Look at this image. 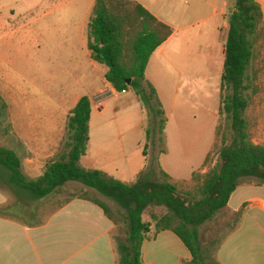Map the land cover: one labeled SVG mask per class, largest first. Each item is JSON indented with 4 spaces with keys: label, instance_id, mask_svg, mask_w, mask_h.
<instances>
[{
    "label": "trees",
    "instance_id": "trees-1",
    "mask_svg": "<svg viewBox=\"0 0 264 264\" xmlns=\"http://www.w3.org/2000/svg\"><path fill=\"white\" fill-rule=\"evenodd\" d=\"M171 33L170 27L131 0H95L87 24V49L91 60L106 69L105 81L116 93H133L146 112L149 122L142 148L144 157L156 142L162 146L159 155L166 153L167 118L154 86L145 78V70L151 55ZM224 45L219 116H225L228 133L221 135L216 163L204 174L192 173L193 188L180 189L158 165V172L156 167H146L131 184L98 170L81 168L79 161L86 155L89 142L91 100L87 96H82L71 110L62 150L56 159L43 166L38 178L26 177L19 157L0 147V165L7 171L9 184L18 194L35 201L68 193L58 207L73 199L98 206L116 230L119 227L123 230L122 239L114 237L117 264H143L144 241L151 233L162 231L172 232L183 243L190 254L185 264H219L216 252L238 227L243 211L230 212L234 224L214 247L202 246L199 227L227 211L229 198L243 184V178H254L259 181L256 184L264 185V145L252 142L244 118L250 101L264 96V18L257 0H235ZM224 91L227 94L222 96ZM5 107L0 95V108ZM219 135L220 127L216 137ZM208 157L210 153L202 168ZM70 183H79L114 201L124 214L122 220L85 190L69 191ZM10 207H0L1 218L11 215L6 210ZM150 208H164L166 213L144 221L143 214Z\"/></svg>",
    "mask_w": 264,
    "mask_h": 264
},
{
    "label": "rangeland",
    "instance_id": "rangeland-1",
    "mask_svg": "<svg viewBox=\"0 0 264 264\" xmlns=\"http://www.w3.org/2000/svg\"><path fill=\"white\" fill-rule=\"evenodd\" d=\"M41 1L0 0V24L9 23H5V28L0 30L2 36L0 91L6 104L5 108H0V147L12 150L19 157L20 162H23L26 155L18 137L23 131L36 132L39 136H44L45 144L59 141L57 152L53 156L49 155L50 152H44L45 156H50H43L42 163L46 164L56 159L61 152L67 137V119L74 101L80 95L88 97L83 84L86 80L95 83V77L87 68L85 61L77 60L76 55L80 53L79 45L73 47L70 41L75 40L65 41L61 34L70 31L71 26L67 25L64 29H59L53 21L55 15L42 17L48 7L43 2L40 5ZM36 3L39 5H35ZM193 5L194 0H178L175 4L177 10L171 13L172 23L179 22L183 11L187 13L180 23L183 29L175 35L174 40L166 48V55L169 56V64L166 66L169 85L164 91L165 104L172 113L169 126L170 153L173 160L180 161L178 165L182 167L181 177H187L191 170L193 173L204 174L210 169L218 159L217 148L220 145L221 135L228 133L225 116L218 117L214 137L212 132L211 114L217 109V98L221 97L220 72L224 64V59L221 58L222 43L219 42L220 35L216 31L217 20L213 17L214 8L205 7L201 13L195 15ZM227 14L226 12L225 16H228ZM200 19H204V22L198 23ZM186 26L188 28H185ZM4 71L7 74L5 76ZM95 85H92L93 89ZM226 94L227 91L222 92V96ZM95 95L93 101L98 104L101 102L105 110L102 114L93 110L92 132L94 135L99 134L102 129L101 118L110 120L108 130L113 131L110 127L114 123V113L129 107L134 95L129 93L118 97L107 92ZM165 107L162 105L166 112ZM124 115L126 120L123 123L119 122L118 132L120 134L129 132L128 134L136 140L141 134L140 129L135 127L141 121L140 112L135 110ZM244 118L247 120L252 142L256 145H264V96L250 101ZM148 122L145 112L144 131ZM218 127H220V135L216 137ZM212 137L213 142L208 152L210 157L206 166L202 168V164L197 168L204 158ZM143 138L145 142V136ZM127 148L126 145V150ZM161 148L162 146L157 142L155 146H150L147 149L148 157L150 155L156 158ZM118 152L119 155L122 152L120 147ZM81 160V165L88 162L83 158ZM153 165L158 172L155 162ZM7 177V171L0 165V193L8 199L3 209L11 206L10 209H6L9 213L24 221H31L34 218L31 217V213L21 214L22 208L13 203L18 200L24 205L34 207L39 201L34 202L26 198L20 200L17 196L18 191L9 184ZM241 182L258 183L259 181L254 178H243ZM175 184L180 189L194 187L191 177ZM68 187L69 191L85 190L105 203L111 212L122 220L124 214L114 201L79 183H70ZM68 196V193H61L54 198L63 200ZM165 213L164 208H150L144 212L143 219L151 221L153 215L161 217ZM233 224L234 217L230 212L218 213L211 221L199 227L202 246L214 247L230 231ZM120 229L121 227L117 228L115 236L122 239L123 230Z\"/></svg>",
    "mask_w": 264,
    "mask_h": 264
},
{
    "label": "crops",
    "instance_id": "crops-1",
    "mask_svg": "<svg viewBox=\"0 0 264 264\" xmlns=\"http://www.w3.org/2000/svg\"><path fill=\"white\" fill-rule=\"evenodd\" d=\"M131 1L141 5L159 22L172 30L170 37L151 55L145 70V78L154 86L161 104L167 109H165L167 123L164 130L166 153L158 155L156 158L149 155L152 160L142 154L145 143L143 142L145 112L135 96H133L134 100L132 98L129 107L114 113V123L110 127V130L113 129V131L108 130L110 120L101 118L102 129L99 134L94 135L92 132L93 110L99 114L105 110L101 102L98 104L93 101L96 97L95 94L107 92L109 95L119 97L131 93H116L105 81L106 69L95 64L90 58L87 49L86 29L95 0H42L40 2V5L43 2L48 7L42 17L49 14L55 15L53 21L59 29H64L67 25L71 26L70 31L61 32V34L65 41L75 40L70 41L73 47L76 44L79 45L80 53L76 55V58L85 61L87 68L95 77V83L86 80L83 84L88 92V98L91 100V118L87 152L83 157L88 162L81 165L82 160H80L79 165L84 170H98L117 181L131 184L136 181L140 172L146 167H155L153 165L155 162V165H158L162 171L168 174L174 183L187 180L191 177L193 170L187 177H181L182 167L178 165L180 161L173 160L170 153L169 126L172 113L168 111L165 104L164 91L169 85V74L166 72L169 56L166 55V48L174 40L175 35L183 29L180 23L186 17L187 12H182L178 23H172L171 13L176 12L175 4L178 0ZM257 2L264 18V0H257ZM234 4L235 0L232 2L230 0H194L195 15L201 13L205 7L214 8L213 17L217 20L216 31L220 35L219 42L222 43L221 58L223 59L229 17L234 9ZM35 5H39V3ZM226 12L228 16H225ZM202 22L204 19L198 21V23ZM5 23L9 24L8 22ZM5 23L0 24V30L5 28ZM5 75L7 74L4 71ZM221 75L222 70L220 77ZM92 85H95L94 89ZM0 95L4 101L1 91ZM132 95L134 94L132 93ZM82 96L84 95L75 99L72 109ZM217 102V109L213 110L211 114L213 137L219 117L221 97L217 98ZM135 110H139L141 120L135 126L141 131L136 140L128 134L129 132L124 134L118 132L119 122L123 123L126 120L124 114ZM114 130L117 131L114 132ZM213 137L204 153L202 162L197 168L203 164L212 145ZM200 139L203 140V138ZM18 141L23 145L26 155L24 161L21 162L22 173L30 179L38 178L45 164L42 163L43 156H45L44 152H50L49 155L53 156L57 152L59 141H51L45 144L43 135L39 136L36 132L30 131H23L18 137ZM118 147L122 149L120 155ZM17 196L20 200H25V198L31 200L23 194ZM54 196L37 200L39 204H35L34 207L24 205L18 200L14 201L13 204L22 208L21 214L24 212L26 214L31 213V217H34L29 222L13 214L7 218L0 217V264H117L118 256L114 239L116 227L102 210L95 204L80 199H73L58 207L59 202L66 198L57 200ZM31 201L36 202L35 200ZM7 203V197L0 193V207L7 205ZM226 210L232 213L242 210L243 214L238 227L219 246L216 252L218 263L264 264V185L243 183L230 196ZM141 258L143 264H185L189 262L190 254L177 236L170 231H162L156 235L151 233L150 238L144 241L141 248Z\"/></svg>",
    "mask_w": 264,
    "mask_h": 264
},
{
    "label": "water",
    "instance_id": "water-1",
    "mask_svg": "<svg viewBox=\"0 0 264 264\" xmlns=\"http://www.w3.org/2000/svg\"><path fill=\"white\" fill-rule=\"evenodd\" d=\"M130 82V80H128V83Z\"/></svg>",
    "mask_w": 264,
    "mask_h": 264
}]
</instances>
